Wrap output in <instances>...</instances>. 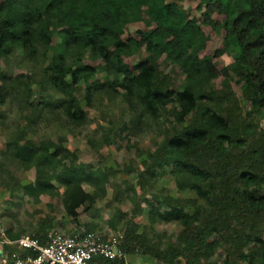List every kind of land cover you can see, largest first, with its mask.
<instances>
[{
    "label": "trees",
    "instance_id": "16d2710c",
    "mask_svg": "<svg viewBox=\"0 0 264 264\" xmlns=\"http://www.w3.org/2000/svg\"><path fill=\"white\" fill-rule=\"evenodd\" d=\"M197 10L201 23L189 18L175 0H0V61L16 55L22 62L42 65L38 81L28 75L3 76L0 105L13 94L30 105L36 85L41 92L61 96L54 106L50 100L42 102L45 108L62 107L79 123L86 118L76 99L83 87L88 106L98 98L119 97L137 119L131 121L133 132L143 119L158 125L167 121L168 126L155 133L154 151H145L136 186L152 190L169 168L177 190L196 198L153 194L147 202L149 227L141 232L134 221L137 203L132 218L117 210L109 226L116 229L122 223L126 257L211 264L220 248L225 253L222 264H264V0H199ZM218 17L221 20H215ZM138 22L145 27L137 31L139 40H123L127 26ZM201 25L223 32V50L201 56L210 40ZM140 50L146 56L131 68L126 59ZM223 53L233 59L218 69L213 58ZM176 71L183 77L178 86ZM98 72L105 76L103 82L97 80ZM230 76L239 85L240 97L228 82L220 90L211 85L213 79ZM147 123L141 132L149 130ZM25 135L26 130L19 129L7 140L0 170L11 162L24 170L34 168L33 182L22 187L24 195L37 199L51 194L56 183L64 186L62 204L69 217L77 220L84 207L95 216L93 206L105 198L116 170H88L74 155L73 160L59 156L60 143L53 142L50 152L45 141L35 143ZM83 184L94 192L88 194ZM113 192L114 199L123 193L136 196V188L127 182L115 185ZM155 201L164 208L161 212ZM162 221L181 227L175 241L149 238L151 227ZM95 227L87 224L86 233ZM51 228V219L44 218L31 237L43 239ZM95 262L125 264L104 258Z\"/></svg>",
    "mask_w": 264,
    "mask_h": 264
},
{
    "label": "rangeland",
    "instance_id": "374dc122",
    "mask_svg": "<svg viewBox=\"0 0 264 264\" xmlns=\"http://www.w3.org/2000/svg\"><path fill=\"white\" fill-rule=\"evenodd\" d=\"M175 2L185 9L189 18L195 17L201 23L202 19L197 10L199 0H175ZM215 20H221L220 17ZM204 33L210 40L205 52L201 56L210 55L216 50H223V32L216 34L205 25H201ZM145 29L143 23L138 22L127 26L123 40L128 37L139 40L137 31ZM53 42H58L55 37ZM146 53L140 50L132 59H126L131 68L138 62L143 61ZM233 56L229 53H223L222 56L213 58V62L218 69L232 62ZM42 74V65L40 63H25L19 57L14 55L9 59L0 61V87H5L3 76L28 75L30 80L38 81ZM175 86L183 83V77L176 71ZM97 80L103 82L105 76L98 72ZM228 82L232 91L240 97V88L233 76L228 79L219 77L211 80V85L215 90H220L224 83ZM33 95L30 98V105L24 102L23 98L9 96L4 104L0 105V155L5 151V145L8 139L15 135L19 129L26 130L25 139L32 140L35 143L45 141L49 146L50 152H54L52 143H60L62 149L59 156H66L69 160L80 163L88 170L100 169L102 167L116 170V173L109 178L106 185V196L102 200H97L93 207L97 213L93 216L91 210L79 209L77 220L69 217L63 208L62 199L64 186L54 183L51 194L42 195L37 199L24 195L22 187L33 182L35 176L34 168L24 170L17 162L5 163L0 170V239H10L6 232L11 235L32 236L38 228L39 222L44 218L52 221V227L60 231L72 232L80 229H86L87 224L95 225L94 233L100 237L108 238L121 234L122 223L112 229L109 226L110 219L117 210L125 213L127 219L132 218L133 204L139 205L138 212L134 216L135 223L139 226L138 232L145 227H149L147 217V202H152V195H169L173 198H190L196 196L187 191L177 190L171 174V170L166 169V174L158 178L150 191H140L136 186L137 171H141V161L145 158V151H154L153 139L155 133L160 127L165 128L168 122H159V125L153 121L143 119L138 125L137 132H133L132 119L135 115L124 103H121L119 97L109 101L106 97L94 100L89 106L83 99V87L76 92V99L80 107L86 112V118L82 122H73L64 113L62 107L55 109L53 104L61 96L57 92L43 91L38 86H33ZM50 100V102H49ZM52 104L50 108H45L42 102ZM36 109V112L33 111ZM160 115L158 118H161ZM27 119L33 120L29 124ZM168 120H171L168 117ZM148 122V123H147ZM135 123V122H134ZM149 130L141 132L140 128ZM27 127V128H26ZM137 127V126H136ZM159 141V139H157ZM130 167L131 173H127L125 168ZM129 183L136 188V196L131 193H123L118 199H114V186ZM84 190L88 194L94 192V188L83 184ZM198 203H201L198 200ZM154 207L158 211L164 208L154 202ZM158 206L160 208H158ZM190 210H192L190 208ZM181 227L174 221L154 225L151 231H148L150 239L154 236L161 237L163 243L175 241ZM20 233V234H19ZM13 240V239H10ZM225 253L222 249H217L211 264H222ZM182 263L185 262L181 258ZM125 264H161L158 261L150 260L141 255L127 256ZM200 264H206L201 261Z\"/></svg>",
    "mask_w": 264,
    "mask_h": 264
},
{
    "label": "built area",
    "instance_id": "2783aa9c",
    "mask_svg": "<svg viewBox=\"0 0 264 264\" xmlns=\"http://www.w3.org/2000/svg\"><path fill=\"white\" fill-rule=\"evenodd\" d=\"M123 234L102 238L85 229L65 233L55 227L43 239L21 235L0 239V264H96V258L126 259Z\"/></svg>",
    "mask_w": 264,
    "mask_h": 264
},
{
    "label": "crops",
    "instance_id": "0c3cea01",
    "mask_svg": "<svg viewBox=\"0 0 264 264\" xmlns=\"http://www.w3.org/2000/svg\"><path fill=\"white\" fill-rule=\"evenodd\" d=\"M64 232V231H63ZM72 232H74V231H72ZM66 233V232H65ZM67 233H71V232H67ZM102 238H105V237H102Z\"/></svg>",
    "mask_w": 264,
    "mask_h": 264
}]
</instances>
